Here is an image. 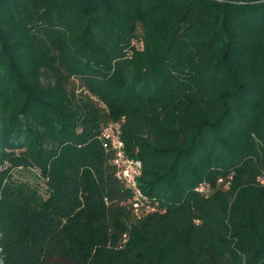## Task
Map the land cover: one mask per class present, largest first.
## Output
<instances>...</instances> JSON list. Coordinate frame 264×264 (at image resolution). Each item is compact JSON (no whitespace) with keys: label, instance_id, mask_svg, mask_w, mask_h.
Returning <instances> with one entry per match:
<instances>
[{"label":"trees","instance_id":"trees-1","mask_svg":"<svg viewBox=\"0 0 264 264\" xmlns=\"http://www.w3.org/2000/svg\"><path fill=\"white\" fill-rule=\"evenodd\" d=\"M54 259L264 264V0H0V264Z\"/></svg>","mask_w":264,"mask_h":264},{"label":"built area","instance_id":"built-area-1","mask_svg":"<svg viewBox=\"0 0 264 264\" xmlns=\"http://www.w3.org/2000/svg\"><path fill=\"white\" fill-rule=\"evenodd\" d=\"M101 137L113 150L112 162L115 165L116 176L132 192V204L135 213L139 214L142 209H148L146 196L137 183V178L141 172V161L127 156L121 138V123L119 121L109 122L103 127ZM196 190L207 192L208 184L201 182Z\"/></svg>","mask_w":264,"mask_h":264},{"label":"rangeland","instance_id":"rangeland-1","mask_svg":"<svg viewBox=\"0 0 264 264\" xmlns=\"http://www.w3.org/2000/svg\"><path fill=\"white\" fill-rule=\"evenodd\" d=\"M71 88H74L75 92H78V91L81 90V88H80V86H79L77 81H72ZM53 264H71V263H69L67 261H62V260H59V259H54Z\"/></svg>","mask_w":264,"mask_h":264}]
</instances>
